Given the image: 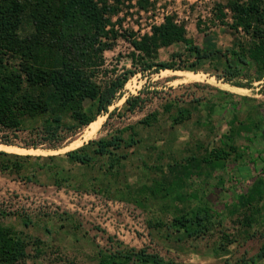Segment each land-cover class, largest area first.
Segmentation results:
<instances>
[{
  "label": "rangeland",
  "instance_id": "1",
  "mask_svg": "<svg viewBox=\"0 0 264 264\" xmlns=\"http://www.w3.org/2000/svg\"><path fill=\"white\" fill-rule=\"evenodd\" d=\"M216 3L225 0H145L143 7L126 0L111 18L118 36L104 53L108 76L134 70L129 59L133 38L128 36L136 34L133 27L146 32L168 13L185 26L187 36L202 44L204 36L196 30V22L209 23ZM212 30L223 37L224 46L231 44L232 35L225 27ZM181 49L179 45L160 49L159 60L167 61ZM171 74L151 69L129 77L107 113L95 119L97 131L92 133L88 125L59 150L44 149L45 145L31 149L38 152L32 154L0 150L20 156H57L72 176L58 184L42 172L37 181L0 172V223L44 242L43 255L33 258L29 250L31 256L23 264L67 260L94 264L97 251L114 250L116 243L147 248L182 264H224L257 254L264 234V77L242 92L209 74L196 73L201 75L196 81ZM134 96L146 100V105L122 114L124 101ZM180 110L189 114L188 120H174ZM153 113L156 121L150 126L139 123ZM124 127L132 129L138 143L114 172L106 175L98 165L90 168L66 161V152ZM5 138L16 144L29 142L25 132L0 133V139ZM229 145L236 150L226 160L202 161L211 151L227 150ZM155 182L169 194L142 192ZM99 187L104 192H97ZM249 205L257 207L249 232L253 238L241 235L235 222ZM200 207L213 216L212 229L205 236L186 238L169 226L173 216ZM158 219L167 226L155 227ZM223 232L237 242L221 246ZM255 264H264V259H256Z\"/></svg>",
  "mask_w": 264,
  "mask_h": 264
},
{
  "label": "trees",
  "instance_id": "2",
  "mask_svg": "<svg viewBox=\"0 0 264 264\" xmlns=\"http://www.w3.org/2000/svg\"><path fill=\"white\" fill-rule=\"evenodd\" d=\"M125 1L0 0V133L25 132L29 138V142L21 144L0 139V144L24 149L45 145L44 149L59 150L68 138L95 121L98 115L107 113L129 77L139 71L201 72L247 89L264 77V0H225L224 4H214L209 23L196 22V30L204 36L202 44L187 36L185 26L171 14L163 16L158 25H152L150 34L137 38L130 32L133 52L129 59L134 70L108 76L104 53L112 49L118 36L111 18L119 13ZM143 2L139 0L138 5L143 7ZM216 26L231 33V44L223 45V37L212 30ZM175 45L182 49L161 62L159 50ZM145 105L146 100L140 96L129 97L123 103L122 114L134 113ZM186 119L189 114L180 110L174 120ZM152 121H156L154 113L139 123L150 126ZM134 137L129 127L116 129L104 138L90 140L66 152L64 157L72 164L90 168L98 165L107 175L114 172L138 143ZM235 150V146L229 145L227 150L211 151L202 161L226 160ZM62 161L57 156L0 152V172L35 181L42 172L47 179L60 184L61 180L72 177ZM100 189L96 191L104 192ZM145 191H150L152 196L169 194L159 182L152 188L143 187L142 192ZM249 206L235 222L242 229L241 235L253 238L249 232L255 223L257 207ZM212 221L213 216L200 207L173 216L169 226L186 238H197L209 233ZM153 225L167 226L160 219ZM261 237V247L254 257L242 256L235 261L225 260L224 264H255L256 259H264L263 233ZM220 239L224 247L237 242L235 236L225 232ZM29 250L33 251L32 256ZM43 253V241L0 223V264H23L30 256L39 258ZM94 259V264H182L166 260L147 248L135 249L120 243H116L114 250L97 251ZM65 264L77 263L67 260Z\"/></svg>",
  "mask_w": 264,
  "mask_h": 264
},
{
  "label": "bare ground",
  "instance_id": "3",
  "mask_svg": "<svg viewBox=\"0 0 264 264\" xmlns=\"http://www.w3.org/2000/svg\"><path fill=\"white\" fill-rule=\"evenodd\" d=\"M163 73H172L171 75L175 74V75H179V76H184L186 79H194L196 81V79H199L201 75H198L196 73L193 72H181V71H169V70H162ZM214 80V79H213ZM179 82V81H178ZM222 84V83H221ZM218 85V84H217ZM223 87V86H222ZM234 88V87H233ZM231 89V88H230ZM236 89V88H235ZM243 92L242 88L240 87V89H237ZM89 127L91 128V132L95 133L98 129V121H93L92 123L89 124ZM90 133H88L87 135H89ZM76 143V142H75ZM75 145V144H74ZM0 150L3 151H7V152H20V153H27V154H32L34 152H37V150H31V149H19L17 147H13V146H8V145H2L0 144ZM38 153V152H37ZM41 153V152H40Z\"/></svg>",
  "mask_w": 264,
  "mask_h": 264
},
{
  "label": "built area",
  "instance_id": "4",
  "mask_svg": "<svg viewBox=\"0 0 264 264\" xmlns=\"http://www.w3.org/2000/svg\"><path fill=\"white\" fill-rule=\"evenodd\" d=\"M137 1H139V0H131V3L132 4H135ZM165 15H169L168 13H166ZM163 18V17H162ZM158 25V24H157ZM151 26L150 27H148L147 28V30H146V32H142L141 30H139L138 31V28H137V26L136 27H133V32L134 33H136L135 34V36L137 37V38H139V37H141L142 35H144V34H150V32H151Z\"/></svg>",
  "mask_w": 264,
  "mask_h": 264
}]
</instances>
